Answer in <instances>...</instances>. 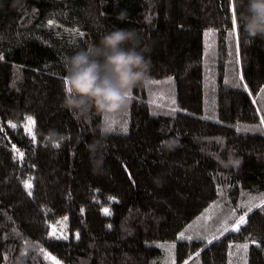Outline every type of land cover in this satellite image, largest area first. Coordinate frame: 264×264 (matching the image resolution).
I'll return each instance as SVG.
<instances>
[{
  "label": "trees",
  "instance_id": "obj_1",
  "mask_svg": "<svg viewBox=\"0 0 264 264\" xmlns=\"http://www.w3.org/2000/svg\"><path fill=\"white\" fill-rule=\"evenodd\" d=\"M241 11L240 0H0V264H52L41 249L59 264H264V40L249 41ZM115 29L141 36L152 84L119 116L77 119L61 107L63 58ZM102 121L111 135L94 174L87 145ZM49 129L66 136L57 149Z\"/></svg>",
  "mask_w": 264,
  "mask_h": 264
},
{
  "label": "clouds",
  "instance_id": "obj_2",
  "mask_svg": "<svg viewBox=\"0 0 264 264\" xmlns=\"http://www.w3.org/2000/svg\"><path fill=\"white\" fill-rule=\"evenodd\" d=\"M242 11L239 20L249 41L264 40V0H240ZM141 36L132 29H115L104 34L98 43L88 45L71 56L63 58L66 75V96L61 104L77 119H90L123 114L129 96L136 88L152 84L151 60L146 58L149 49L141 47ZM99 138L87 145L94 174L104 171V149L111 129L102 121L97 126ZM66 139L55 129L44 134V142L52 149ZM179 142L170 139L163 143L165 151L172 152Z\"/></svg>",
  "mask_w": 264,
  "mask_h": 264
},
{
  "label": "snow or ice",
  "instance_id": "obj_3",
  "mask_svg": "<svg viewBox=\"0 0 264 264\" xmlns=\"http://www.w3.org/2000/svg\"><path fill=\"white\" fill-rule=\"evenodd\" d=\"M235 16H236V14H235V9L233 8V17H232V18H233V22H235ZM50 23H51V22H50ZM81 35H82V34H81ZM207 35L211 36L212 33L209 32ZM0 59H2V57H0ZM153 83H155V82H153ZM131 99H132V97H131V95H130V96H129V100H131ZM173 103H174V101H173ZM177 110H178V109H175V108L171 109V111H177ZM26 121H27V122H26V124L24 125L25 130L28 132V134L32 137L33 141L35 142V134H34L35 120H34L32 117H26ZM261 122L264 123V118H262ZM10 127L15 128L16 125L10 123ZM57 147H59V145H57ZM17 157L22 158V153H20V152L17 151ZM25 186H26L27 188H30V187H31V184H30V183H27ZM260 201H261V203L258 204L257 206L260 207L261 210H264V196L260 197ZM245 207L247 208V211H251V208H250V207H247V206H245ZM104 211H105V214H110V213L108 212V209H104ZM245 222H246V220H245V217H244V216H241V217H239V218H236V220L234 221V224H235V228H234V230H238V229H239V225H240V224H243V223H245ZM224 230H228V229H227V226H225V229H224ZM58 238H59V237H58ZM65 238H66V237H65ZM77 238H78V237H77ZM181 238H185V237L183 236V234H181ZM187 238L190 239L191 237H187ZM209 242H211V241H209ZM170 247L174 248V245H172V246H170ZM240 247H241L244 251L247 250V245H241ZM39 251L41 252L42 255L45 256L46 259H49L50 261H52V264H59V261L54 260V258H52L49 254L43 252L42 249L39 250ZM166 264H174V261H168V262H166Z\"/></svg>",
  "mask_w": 264,
  "mask_h": 264
}]
</instances>
